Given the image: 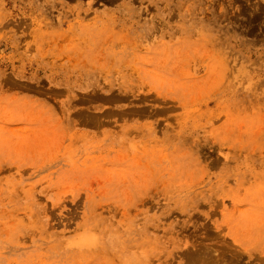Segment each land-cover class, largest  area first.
Segmentation results:
<instances>
[{"label":"rangeland","instance_id":"1","mask_svg":"<svg viewBox=\"0 0 264 264\" xmlns=\"http://www.w3.org/2000/svg\"><path fill=\"white\" fill-rule=\"evenodd\" d=\"M0 264H264V0H0Z\"/></svg>","mask_w":264,"mask_h":264}]
</instances>
